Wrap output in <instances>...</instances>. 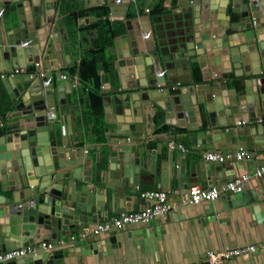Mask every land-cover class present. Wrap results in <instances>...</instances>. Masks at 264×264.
<instances>
[{
	"label": "crops",
	"instance_id": "0c3cea01",
	"mask_svg": "<svg viewBox=\"0 0 264 264\" xmlns=\"http://www.w3.org/2000/svg\"><path fill=\"white\" fill-rule=\"evenodd\" d=\"M30 1L32 10L42 11V13L45 12L46 5L52 4L54 13L49 26L55 27L59 35V42L62 45H67L69 50L59 53L57 64L49 68L44 67L41 59L39 66H36L34 62H28L27 56L23 53L18 61L21 60L24 66L20 67L25 68L27 72L15 74L10 78L12 84L15 82V77L19 79L14 86L17 90L22 84L29 83L28 85H30L34 81H38L37 78L40 79L41 86L43 80L46 79L47 84L43 83L44 88L51 86L54 92V101H56L55 120L59 122L57 124L60 128L59 132L63 127L66 134L65 136L64 133H59L58 148L64 149L65 156L71 152V162L69 157L65 158L66 166L55 169V175L52 179L50 177L47 188L53 187L54 184L63 185V193L66 191L67 194L75 196V202L68 201L71 208L76 204L84 205L81 202L82 198L90 202L93 197L92 204L94 205H90V207L95 208L96 211L91 213V216L88 213L87 220L80 224L79 229L71 228L65 234L62 239L66 245H59V240L53 238L44 239L55 245L53 250L39 249L38 255L35 256L36 253H34L27 257L17 258V260L28 257L35 259L34 257L48 253V257H46L48 259L58 254L52 264H202L204 253L207 250L221 251L232 247L254 245L255 251L233 257L223 264H264V224L256 218L258 214L256 208L259 207L261 201L259 198L261 194L264 195V177L251 178L245 189L238 193L240 197L228 193L221 195L214 202H202L195 205L182 200L184 195L189 192L190 187L194 185L203 187L220 185L236 175L245 172L251 173L257 164L264 161V144L259 148V145L254 143L261 139L254 126L261 129L264 117L261 120H250L245 124L237 122L234 125H221L212 128L213 131L229 132L230 138L226 139L222 145L216 142H202L203 133L210 132L204 120V123L195 129L193 126L197 124L194 121L189 123L188 118H179L174 111L166 113V110L160 107L153 110L155 102L149 106V100L146 99V91L150 87H134L132 85L134 78L132 77L125 79V83L122 85L121 67L118 64L116 48H114L115 58L112 69L107 72L98 71V75L102 79L99 90L104 94V101H108L110 105V114L106 119L104 109L105 124L101 127L93 126L92 123L87 124L81 106V98L83 99L85 89L78 88L79 86L71 88L68 80L70 76L75 75V73H71V68L75 63H78V49L81 48L75 44V29L78 34L82 31V27L95 20V17L93 15L79 16L77 22L75 20L72 22L70 18L75 13V5L70 13L62 15L58 9V0ZM113 1L76 0L79 4L77 11L107 4L110 7L109 18L124 21L126 31L123 34H126L129 28L132 33L137 35L140 33L141 27L147 29L149 33H152L153 39L151 41L146 39L145 45L152 46L153 41L160 56L168 58L172 52V48L168 44L173 42L175 31L181 30L183 23L181 24L180 21L186 16L185 9L189 7L180 6L181 0H165L163 2L165 13L157 18L151 13V7L155 0H122L119 8L113 7ZM14 5L13 2H8L1 6L3 16L0 18V50L9 56L8 61L4 60V68L8 75L13 74L12 69L15 68L13 66L16 55L15 46L21 44L17 39L18 35L15 36L16 33L13 31L18 15ZM26 9L28 12L29 7ZM146 9L150 11L148 12ZM121 12L123 13L121 14ZM127 14L133 15V17L128 18ZM191 18L193 19V17ZM190 21L192 22L191 19ZM184 23L185 26L190 25L189 22L184 21ZM230 32L232 31L227 33ZM13 38H15L16 44H11ZM50 40L52 39L50 38ZM144 56L147 57V55ZM232 71L234 70L232 69L230 73H223V76L228 79L233 78ZM28 73H35L37 76L30 78ZM61 74L65 76V79L61 78ZM48 78L51 79L50 82ZM237 78H233L235 82L232 79H227L226 83L228 88L238 86L236 90L239 92L243 89L241 82L246 77ZM212 79H214L213 75ZM236 82L239 84L237 85ZM0 83L5 89L3 82L0 81ZM60 86H63V91L59 90ZM178 86H171L170 90L174 93ZM159 87L161 88V86ZM19 101L20 97L17 99V102ZM138 104L141 106L142 112L134 116V109H137L136 105ZM13 111H15V105L11 112L2 116L0 136L7 134V128L9 130L16 129L14 124L18 121V117H11ZM166 114L169 116L166 117ZM191 119L194 120L193 117ZM244 131L251 139L250 142L239 138L240 133ZM101 135H103V140H95ZM67 139L70 142H66ZM15 142H17L16 139H11V143L15 144ZM178 144H182L185 151H182L177 146ZM240 146L253 151L254 157L231 163L205 160V153L208 151L217 149L224 152L232 151ZM125 155L128 159L137 160L136 166L139 168L136 175H128V188L123 186L124 177L121 175ZM111 156L116 158V162L111 161ZM60 159L64 161V158ZM181 167L186 175L192 171V177L197 181L188 183L179 181L177 176L181 172ZM135 179L138 184H131V180ZM38 180L37 185L39 186L31 187V196H35L40 186L46 183L42 182L41 178ZM82 186H86V192L82 191ZM150 189L165 191L175 202V210L165 217L156 218L146 223L127 225L121 231L88 235L85 241L80 240L75 243L68 241L70 235L77 234L81 229L91 224L138 209L143 203L140 193ZM0 193L2 192L0 191ZM5 195L8 196L10 193L5 192ZM98 201L107 203L108 209L100 211ZM9 203L12 205L16 202L12 200ZM2 205L0 204V207ZM112 205H114V209ZM35 239L41 241V238ZM21 246L22 244L17 242L12 247ZM45 263L43 261L40 264Z\"/></svg>",
	"mask_w": 264,
	"mask_h": 264
},
{
	"label": "water",
	"instance_id": "95a60500",
	"mask_svg": "<svg viewBox=\"0 0 264 264\" xmlns=\"http://www.w3.org/2000/svg\"><path fill=\"white\" fill-rule=\"evenodd\" d=\"M8 2H13L18 12L13 31L21 43L15 46L13 66H24L21 60L18 61L23 53L28 62L37 63L41 59L44 67L55 66L58 54L68 52L69 47L59 42L55 27L49 26L54 13L52 4L46 5L45 12L42 13L32 10L30 0H0V10ZM179 4L189 8L185 9L186 16L180 21L183 23L181 30L175 31L173 42L168 44L172 48L168 58L160 56L153 41L152 46L145 45L146 39L151 41L153 37L152 33L142 27L137 35L128 26L127 33L120 35L115 41L122 85L125 79L132 77L134 87L155 88L146 91L149 106L152 102L156 104L153 110L160 107L166 113L174 111L177 117H186L189 123L194 121L197 124L193 126L195 129L205 122L210 132L203 133L202 142L222 145L230 138L229 132L213 131L212 128L234 125L237 122L245 124L264 117V0H181ZM112 5L121 7L115 0ZM184 21L190 25L185 26ZM228 31L232 32L227 33ZM11 44H16L15 38ZM4 60L8 61L9 56L0 50V70H5ZM232 69L233 78L246 77L241 82L243 89L239 92L236 90L238 86L228 88V78L223 76V73H230ZM233 78L231 79L235 82ZM36 80L38 81L30 85L22 84L17 90L14 87L19 81L17 77L14 84L10 77L0 78L11 103L15 105L11 117H18L14 124L16 129L7 128V134L0 136V204H7L0 207V253L14 248L12 246L17 242L24 247L34 245L39 241L35 238L60 240L71 228L79 229L80 224L87 220L88 213L91 216L96 211L90 207L94 205L93 197L90 202L82 198L84 205L76 204L71 208L68 201L75 202V196L66 191L63 193V185L54 184L47 188L50 177L52 179L55 175V169L66 166L65 158L69 157L71 162V152L65 156L64 149L58 148L55 124L59 122L55 120L54 92L51 86L44 88L40 85V79ZM48 80L51 81L50 78ZM198 80L201 81L197 82ZM177 85L179 86L173 93L170 89ZM59 90L63 91V86ZM104 104L107 119L111 108L108 101H104ZM136 108L134 116L142 112L139 104ZM167 116L169 115L166 114ZM2 120L0 115V126ZM254 128L261 137L254 143L261 148L264 144V122L261 129L257 126ZM60 133H64L63 127ZM64 135L66 136L65 133ZM239 138L251 141L245 131L240 133ZM11 139H16L17 142L11 143ZM66 142L70 140L67 139ZM110 159L116 162V158L111 156ZM123 159L121 175L124 177L123 186L128 188V175H136L139 170L136 166L138 161L128 159L126 155ZM180 170L177 176L179 181H197L192 177V171L186 175L182 171L183 167ZM38 178L46 183L40 186L35 196H31V187L39 186ZM131 184L137 185V180H131ZM86 190V186H82V191ZM5 192L10 195H5ZM238 195L240 194L237 193L236 197H240ZM12 200L16 203L11 205L9 202ZM259 200L256 218L264 224L263 194ZM97 203L100 211L108 209V204L104 201ZM112 208L114 209V205ZM57 256L55 254L48 259V253H44L34 257L35 259H12L0 264H40L43 261L45 264H52Z\"/></svg>",
	"mask_w": 264,
	"mask_h": 264
},
{
	"label": "built area",
	"instance_id": "2783aa9c",
	"mask_svg": "<svg viewBox=\"0 0 264 264\" xmlns=\"http://www.w3.org/2000/svg\"><path fill=\"white\" fill-rule=\"evenodd\" d=\"M118 3H121L122 0H115ZM149 12V9H146ZM3 16L2 10H0V18ZM36 66H39L38 63H35ZM13 74L8 75L5 70H0V78L3 77H12L15 74L26 73L27 70L21 67H15L12 69ZM6 74V75H5ZM264 75V71H262ZM30 78H35L37 74L28 73ZM40 75H42L40 73ZM43 78L42 76H40ZM61 78L65 79V76L61 74ZM38 79V78H37ZM44 79V78H43ZM44 85L47 84L46 79L43 80ZM42 83V85H43ZM68 83L71 88L79 84L78 77L76 75L70 76ZM182 151H185V148L182 144L177 145ZM86 151V150H84ZM254 157V152L245 147H238L232 151H221L211 150L205 153V160L209 162L216 163H231L234 161H244ZM257 157V156H256ZM264 158V157H263ZM264 177V161L260 164H257L251 173L245 172L239 175L232 177L231 179L222 182L220 185H211L208 187H203L200 185H194L190 187L189 192H187L183 197V202L189 204H199L202 202H214L224 194H237L241 193L251 178H263ZM140 197L143 200L142 205L138 209L123 212L119 216H114L110 219L99 221L94 224L89 225L86 228L81 229L77 234H72L69 237L70 243H75V241L85 240L88 235H99L102 233H111L113 231H121L127 225L137 224V223H146L153 219L165 217L171 211H174L176 204L173 199L162 190L150 189L145 190L140 193ZM87 226V225H85ZM37 244V245H36ZM34 245L27 247H15L11 248L8 251L0 253V262H6L8 260L17 259L20 257H27L34 253L35 256L38 255L37 251L39 249L45 251H51L54 249L55 245L47 240L38 241ZM59 245H66V242L63 239L58 241ZM255 251L254 245L247 246H238L232 247L229 249L214 251L207 250L204 253V260L202 264H223L226 261L231 260L233 257L241 256L246 253H251ZM193 264V263H187Z\"/></svg>",
	"mask_w": 264,
	"mask_h": 264
},
{
	"label": "trees",
	"instance_id": "16d2710c",
	"mask_svg": "<svg viewBox=\"0 0 264 264\" xmlns=\"http://www.w3.org/2000/svg\"><path fill=\"white\" fill-rule=\"evenodd\" d=\"M74 0H58V9L62 15L70 13L74 8L70 20L77 22L79 16L93 15L95 20L82 27V31L77 34L75 29V44L81 48L79 51V61L71 68V73H75L79 80L78 88L85 89L81 106L83 107L84 118L93 126L101 127L104 121V94L100 93L99 87L102 79L98 71H110L113 67L115 58L114 41L125 33V23L122 19H110V7L107 4L94 8L77 11L78 3ZM165 0H155L152 5L151 13L155 17H160L165 13L163 2ZM75 3V4H74ZM128 18L133 15L127 14ZM75 67V68H74ZM14 108L4 87L0 83V115L5 116ZM156 120V118H155ZM159 130V129H158ZM95 140H103V135Z\"/></svg>",
	"mask_w": 264,
	"mask_h": 264
},
{
	"label": "rangeland",
	"instance_id": "374dc122",
	"mask_svg": "<svg viewBox=\"0 0 264 264\" xmlns=\"http://www.w3.org/2000/svg\"><path fill=\"white\" fill-rule=\"evenodd\" d=\"M57 124H59V123H57ZM57 124H55V133L57 134V135H59V127L57 126ZM61 134V133H60Z\"/></svg>",
	"mask_w": 264,
	"mask_h": 264
},
{
	"label": "clouds",
	"instance_id": "9594fccd",
	"mask_svg": "<svg viewBox=\"0 0 264 264\" xmlns=\"http://www.w3.org/2000/svg\"><path fill=\"white\" fill-rule=\"evenodd\" d=\"M116 2V1H115ZM117 4H120V3H118V2H116ZM150 11V10H149ZM3 13V12H2ZM38 64H39V62H37ZM31 81V80H30ZM158 86H160V85H158Z\"/></svg>",
	"mask_w": 264,
	"mask_h": 264
}]
</instances>
